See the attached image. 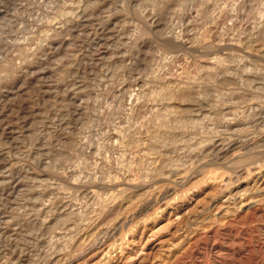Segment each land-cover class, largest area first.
Masks as SVG:
<instances>
[{"label":"rangeland","instance_id":"rangeland-1","mask_svg":"<svg viewBox=\"0 0 264 264\" xmlns=\"http://www.w3.org/2000/svg\"><path fill=\"white\" fill-rule=\"evenodd\" d=\"M0 264H264V0H0Z\"/></svg>","mask_w":264,"mask_h":264},{"label":"bare ground","instance_id":"bare-ground-1","mask_svg":"<svg viewBox=\"0 0 264 264\" xmlns=\"http://www.w3.org/2000/svg\"><path fill=\"white\" fill-rule=\"evenodd\" d=\"M250 171V170H249Z\"/></svg>","mask_w":264,"mask_h":264}]
</instances>
